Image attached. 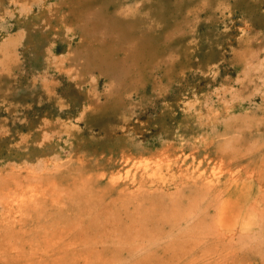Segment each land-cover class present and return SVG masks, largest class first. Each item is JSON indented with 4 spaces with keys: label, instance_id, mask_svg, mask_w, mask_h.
<instances>
[{
    "label": "rangeland",
    "instance_id": "obj_1",
    "mask_svg": "<svg viewBox=\"0 0 264 264\" xmlns=\"http://www.w3.org/2000/svg\"><path fill=\"white\" fill-rule=\"evenodd\" d=\"M25 1L27 2L25 3ZM97 6L95 8H97ZM99 7L103 11L105 22L108 24V28L103 31L106 37L110 36L108 34L115 33V30L120 27L119 25L134 24L136 27L135 32L138 34V37H143V43L146 45L150 43L151 49L149 54L145 55L143 61L135 63L133 58H126L123 52H119L118 55L109 57L98 63L90 59L88 52H90L93 46L86 37V31L90 28V25L86 23L85 26L82 22L80 23L81 18L75 15L77 10L76 6L72 5V3L67 0H0V176H2L0 177V196L2 198L6 197L8 190H10L9 186L11 181L14 178L18 177L19 183H25L24 180H27V175L25 173L33 171H40L41 173L39 172L38 175L41 174L44 177V181L56 180L58 183L61 181L59 184L63 191L75 190L74 192H65V194H68V196L66 195L64 198L66 201L56 204L57 207H55L56 205L51 199L43 200L45 202L41 201L36 205H32L34 210L37 211V214L41 217L34 213L35 211H33V207L31 206L26 212V215H29H25L26 218L24 216L25 219L21 222L23 223L20 225L21 227L15 222V218L11 217L12 213L9 211V207H6L0 202V228L4 224V229L3 227L1 228L3 231L1 232L0 230V264H73L71 257L78 258V260H76V258L73 260L74 263L76 262L75 264H86L87 258V264H91V261H94L93 264H107L108 262L109 264H114L112 261H118L119 259L121 261L123 257L127 260L123 258L126 261L122 259V262L118 261L119 264L124 262V264H143L141 261L146 262L144 264H148L150 260L151 263L149 264H160L162 261L167 262L166 264H169V262L170 264L172 262H175L172 264H176V262L178 264L181 262L182 264V260L179 261L180 258H183V263L185 261V264H206L207 262V264H213L214 261V264H221V262L222 264H264V165L261 167V164H264V148H262L264 146L261 147V144H264V0H105ZM151 24H153V27L150 26ZM189 26H191V28ZM191 38L192 40H190ZM96 48L98 54H104L108 51L107 45H97ZM159 48H162L160 54L154 55L155 51ZM10 50H12V53ZM9 51L10 53H8ZM246 52H248L247 55ZM252 52H256L257 54H252ZM249 53H251L252 57ZM2 55L3 58H5V64H2ZM11 56L14 57L12 58ZM10 58L15 60H11ZM6 59L8 62H6ZM2 69L3 72L1 71ZM67 73L69 75H67ZM9 76L11 78H8ZM92 76L94 77L93 82H91L92 79L90 80V78H93ZM228 115H231V117ZM213 116L216 119H213ZM226 116L228 118H226ZM261 116L263 118H261ZM231 126L235 128L233 129ZM255 126L258 128L256 129ZM249 130L250 133L248 132ZM238 137L243 138H240L238 141L236 140ZM241 140L244 145L241 143ZM236 141H238V143L240 142V147L244 146L245 148L241 147V149ZM210 142L211 144L209 146L208 144ZM249 142L252 143L249 144ZM253 142L257 143L254 145ZM258 143H260L262 151L259 149V146H257L259 145ZM234 145H236V147ZM231 147L232 149L235 148L232 150ZM256 147L258 148L256 149ZM228 149L230 151H228ZM245 149H247V151ZM251 149L256 151H252ZM134 150L136 152H134ZM258 150L259 152H257ZM191 151L193 152L190 153ZM231 151L232 154L230 153ZM124 153L133 155V157L136 158V163L144 164L146 163L145 159H151L152 165L150 164L148 169L144 168L140 170V172L136 171L135 167L130 168V166H122L120 163ZM253 154L254 156L252 157L251 155ZM164 155L170 158L183 156L186 162L180 163V165H174V167H172V169H174L168 172L166 162L161 163V161L157 160ZM202 157L204 159H202ZM219 158H225L227 163H230L228 166L231 168V172L233 171L232 173L223 174L222 172H217L220 171L217 169ZM81 159L84 160V163ZM108 159L112 162L110 163ZM92 160L94 163H92ZM55 161L57 164L53 163ZM75 161H78L77 163L80 165H76ZM95 161L98 162L96 163ZM82 164L84 166H82ZM163 164H165V166ZM246 164L248 165L246 166ZM69 165H71V167ZM72 166L73 171H70L72 170ZM77 166L79 167L78 169ZM53 167L56 169L54 170ZM239 167L241 168L238 169ZM20 168L22 169L20 170ZM27 168L34 170L31 171ZM118 168L119 170H116ZM251 168L253 171L249 172L252 170ZM132 169L135 171H132ZM129 170L132 171L129 179L125 178L119 184H113L114 177L117 175L126 177V173ZM158 170L160 171L158 172ZM196 170L204 171H199V173ZM254 170L256 171L255 173H253ZM91 171L93 176L89 173ZM175 171H177L176 173L178 174H176ZM8 172H11V175ZM43 172L46 174H43ZM78 173L83 175L75 177V175H79ZM87 173H89L88 179L89 176L91 178H99L101 175H105V178H99V180L92 179L91 184V178L89 179V183L88 179H86ZM256 173L259 176H257ZM231 174L232 176H230ZM6 175H8L9 179H6ZM12 175L17 177H12ZM243 176L248 177V181L246 178H243ZM74 178H78L79 183L83 178L86 179V181L84 179L81 181V187L79 183H75L77 179L75 180ZM144 178L146 179L144 180ZM231 179H233V181ZM95 180H98L97 183ZM239 181L242 182V184L239 183ZM197 182L201 183L199 184ZM72 184H76L78 188L74 185L75 188L71 187ZM98 185L102 187L99 186V188ZM65 186L66 188L71 187V189H66ZM111 186H115V189ZM173 186L175 187L173 188ZM79 187L82 191H84V189L86 190L82 192ZM119 188L120 190L118 191ZM244 188L247 189L244 190ZM203 189L205 190L204 192ZM111 191L112 194L110 195ZM117 192H119L120 198L122 196V200L120 199V201H118L119 198H116L118 196V194H116ZM169 192H171V194ZM95 193H97V196L99 194L98 198L101 197L99 199L96 198V200L98 199L97 202L95 200ZM72 195H74L73 197L75 198H72ZM78 195L81 199H78ZM199 195L202 197V201L198 200L200 198ZM192 196L195 198H191ZM112 197L114 199H111L113 204H111L112 202L110 200ZM260 197L262 200H259ZM2 198H0V201ZM86 198H88L87 201L85 200ZM104 198H106V200H104ZM208 198L210 201L213 200L210 202L212 204L209 203ZM73 199H76L77 202ZM89 199L91 204L88 203ZM156 199L159 202H156ZM173 199H177L176 202ZM67 200L68 202H73L74 207H71L70 205H72V203L69 202V204ZM182 200L184 203H182ZM253 200L256 201H254V205ZM80 201H86L87 203L82 202V204H80ZM114 201H117V204L120 206ZM153 201L155 203H153ZM196 201H198V204ZM120 202L122 203L120 204ZM149 202L151 203L149 204ZM83 203H85V206ZM104 203H107V205L105 206ZM128 203H130V205ZM62 204L64 205L63 207ZM89 204L91 206L93 204V207L89 206ZM103 204L106 208L102 206ZM154 204H156V206ZM123 205L124 207H122ZM42 206L44 207L43 210H41V208H43ZM60 206L63 209L60 208ZM110 206H114L113 209L118 214H116L113 209L110 210ZM115 206L120 207L122 213H119L118 211L120 210ZM201 206L204 207L202 208ZM35 207L38 208V210H36ZM76 207L80 208L76 209ZM101 207L102 214L105 209L106 214L111 215V217L108 215V218L107 215L105 216V213L103 214L105 222H109L110 220H113V222H107L108 224L103 222L102 214H99V208ZM144 208L148 211H145L146 209ZM152 208L153 210L151 211ZM193 208L197 209L194 210ZM200 208H202V210H199ZM219 208H221L220 213L223 214L222 216L218 213ZM58 209H60V211ZM84 209L85 212H82ZM95 209L99 212L96 213ZM188 209L193 212V215ZM40 210L43 214L39 212ZM44 210H46L45 212L47 213H45ZM154 210L158 215L154 213ZM159 210L161 211L160 214ZM185 210H188V213ZM207 210H209L208 213L206 212ZM253 210L256 211V214L251 212ZM127 211L128 213H125ZM197 211H199V213L202 212L199 214ZM258 211L261 214L258 213ZM53 212H56V216L53 215L55 214ZM86 212L87 214L85 216L84 213ZM182 212L184 213L182 214ZM196 212L198 216H196ZM250 212L252 214H250ZM137 213L138 215H136ZM142 213H144V215ZM66 214H68V216ZM145 214L148 218H146ZM152 214L156 215L154 217L155 219L152 218ZM179 214H181V216ZM245 214L247 216H245ZM57 215L62 216L59 218ZM149 215L152 216L149 217ZM70 216L76 219H72ZM98 216H101L102 219ZM119 216L124 217L119 220ZM164 216H167V218L165 217V222ZM192 216H194V219ZM201 216H210L211 218L206 219ZM64 217H66V219ZM88 217H91L89 221H87ZM114 217H116V220ZM128 217L131 221L128 220ZM156 217H158L159 220L156 219ZM170 217L173 218L171 219ZM237 217L240 218L238 219ZM50 218L52 220H50ZM68 218L70 219L67 220ZM85 218L87 219L85 220ZM11 219L12 221H9ZM43 219L45 221H43ZM53 219L55 220L51 223ZM58 219L60 220L58 221ZM95 220L96 225L94 226ZM97 220L100 222L102 221L101 223L106 227L104 228L101 224L98 225L99 223H97ZM205 220L210 221L206 222ZM65 221L66 223H64ZM76 221L79 226L76 225L77 223H74ZM116 221L119 222L120 225ZM155 221H159L158 224L157 222L155 223ZM216 221L218 222L216 223ZM57 222L61 223L59 224ZM123 222L125 223L122 224ZM178 222H180V226H178ZM183 222L185 224L187 222L188 225H184ZM211 222L213 223L209 226ZM233 222L236 227L233 226ZM49 223L51 225H49ZM54 223H56L57 228L52 225ZM113 223L116 225V229H114L115 226L112 228ZM135 223H138L139 226L137 227ZM147 223H149L148 226H146ZM207 223L209 229L211 230L212 228L211 231L215 237L211 234L208 236ZM39 224L42 226H39ZM105 224L108 225L110 230L113 229L114 231L107 230L108 228ZM109 224H111V226ZM150 224H152L151 226L154 224V226L150 228ZM159 224L163 226L160 228ZM213 224H216V226ZM226 225H229V227ZM96 226L97 229L103 230L104 232L100 230L95 231L94 229H96ZM218 226L219 228H217ZM9 227H12L10 231H8ZM79 227L82 229L81 231ZM221 227H224V229ZM153 228L155 231L151 230ZM54 229L55 231H53ZM168 229L170 230L168 231ZM176 229L177 231H174ZM235 229L236 231H234ZM71 230L77 235L73 232L72 234L70 232ZM75 230H79V232ZM119 230L121 231L119 232ZM219 230L222 234H220ZM5 231L8 232L6 233ZM47 231H52V233H47ZM62 231H64V233H62ZM68 231L74 237L70 236ZM91 231L95 234L91 233ZM106 231L109 235H106ZM226 231H230L228 232L229 234ZM26 232H28V234ZM41 232L42 234H40ZM86 232L90 238H96V240L90 241V238L88 240ZM98 232L99 235L97 234ZM11 233L12 236H10ZM102 233L106 236L105 239H103ZM116 233H118L117 236ZM144 234L147 236H144ZM201 234H203V236H201ZM67 235L69 236L67 237ZM174 235L177 236V239ZM165 236H169V239ZM212 236L213 238H209ZM225 236L226 239L224 238ZM237 236L239 239H237ZM43 237H45V240H42L44 239ZM156 237H159V239L157 238V240H155ZM191 237H193V239H191ZM195 237L197 239H194ZM228 237L231 239H227ZM232 237L236 238L232 240ZM54 238L56 239L54 240ZM123 238H125V240H123ZM144 238L145 240H143ZM200 238H209L211 241H206L205 239L201 241ZM218 238L221 243L223 241L222 244L217 241ZM81 239H84L86 242L89 241L90 243H84L83 240L80 241ZM108 239L110 245L116 244L117 241V243H119L118 246L117 244L111 247L108 246V250V243L106 242ZM160 239H163L162 242ZM198 239L200 241H198ZM229 240H231L232 243H230ZM46 241L50 246L45 245L47 244ZM51 241H54L53 243L55 244H51ZM95 241H98V243H95L98 245L97 247H92L96 246L94 243L93 245L91 243ZM135 241L136 243H134ZM141 241L144 242L145 245L144 243H139ZM209 241L212 243L210 244ZM80 242L83 245L85 244V246L87 245L86 247L88 248L82 247L83 245ZM157 242H159V244H157ZM214 242L217 250L214 248L215 245L213 246ZM33 243L35 244L33 245ZM36 243L39 246L36 245ZM153 243L155 246L152 245L151 247V245H148ZM188 243L193 245H189ZM203 243L205 244L202 245ZM71 244H76V246L73 245L75 249L72 248L73 246ZM99 244L102 245L103 248L106 245V248L101 249ZM122 244L124 247H122ZM69 245H71V248H67ZM188 245L191 246V248H189ZM78 246L79 248H77ZM157 246H159V248H156L158 251L154 248ZM163 246L168 251L165 252L166 249L163 248ZM193 246L196 247L194 248ZM207 246H210V248L213 247L212 249H214L217 254L220 251L218 256L214 250L212 252V249L208 250ZM11 247L20 250V252L17 255L9 252L8 250H10L9 248ZM81 247L82 249L85 248L83 250L89 251L83 252V250L80 249ZM125 247H128L127 250ZM201 247H203L202 250ZM96 248H98L99 251H96L98 250ZM119 248H123V252L122 249ZM144 248H149L148 251L151 250L152 252L149 251V254ZM219 248L221 250H219ZM140 249L143 250L140 251ZM159 249L164 256L161 255L162 253ZM101 250L105 251L103 252ZM124 250H126L127 253ZM129 250L132 252L136 250V253L133 252L136 256L132 255L133 253ZM43 251L44 255L41 253ZM119 251L122 252V254H120L122 255L121 258H119ZM137 251L140 253L137 254ZM153 251L160 253L155 255ZM197 251H200V253ZM56 252L58 253L56 254ZM77 252L81 255L77 254ZM87 252L90 253L89 256H87ZM97 252L99 255H97ZM107 252L111 253V255ZM169 252H171V254ZM114 253L119 257L114 256ZM168 253L170 255L174 254V256L172 257L169 255L170 257H166ZM194 253L196 255H194ZM65 254L67 255L65 256ZM184 254L190 255V259L186 260L188 256ZM139 255L144 256L138 257ZM148 255H150L149 258L151 257L152 259H149ZM198 255H200L198 257L199 259L197 258ZM209 255L212 257L210 258ZM57 256L60 257L58 258ZM64 256L69 258L67 259ZM111 257L114 258L111 259ZM163 257L165 258L163 259ZM26 258L27 260H25ZM62 258L65 263L61 262ZM64 258L66 260H64ZM136 258H138V260ZM146 258L149 259V261H147ZM97 259L98 262L96 261ZM110 259L111 261H109ZM155 260L161 262L158 261L155 263ZM209 261L212 263H209ZM118 262L115 264H118Z\"/></svg>",
    "mask_w": 264,
    "mask_h": 264
},
{
    "label": "bare ground",
    "instance_id": "obj_2",
    "mask_svg": "<svg viewBox=\"0 0 264 264\" xmlns=\"http://www.w3.org/2000/svg\"><path fill=\"white\" fill-rule=\"evenodd\" d=\"M12 1V0H11ZM15 1V0H14ZM67 1H69L70 3H72V5H75L76 6V12H75V15H77L78 17H80L81 18V20H80V23L82 22L83 23V25H85L86 26V23L87 24H89L90 25V28H88V30L86 31V37H87V39H88V41L90 42V44H92V49L90 50V52H88L89 54V58L90 59H92L93 61H95V62H101L102 60L104 61L105 59H107V58H109V57H114V56H116V55H118V53L119 52H123V54H124V56L126 57V58H130V59H134L135 60V63H139V62H141V61H143L144 60V58H145V55H147V54H149V51H150V43L149 44H144L143 43V37L142 36H140V37H138V34L135 32V29H136V27H135V25L134 24H122V25H119L120 27L118 28V29H116L115 30V33H113V34H108V35H110L109 37H106L105 35V33L103 32L104 30H106L107 28H108V24L105 22V19L103 18V11L100 9V5H102L103 4V2L105 1V0H67ZM135 1V0H134ZM18 2V1H17ZM27 1H25V3H26ZM24 3V2H23ZM23 3H21V4H23ZM36 3V2H35ZM136 3V2H135ZM20 4V3H19ZM98 4H100V5H98ZM196 4V3H195ZM25 5V4H24ZM27 5V4H26ZM98 5V6H97ZM97 6V8H95ZM198 6V5H197ZM224 6V5H223ZM137 7V6H136ZM226 7V6H225ZM228 7V6H227ZM135 8V7H134ZM185 8V7H184ZM124 9V8H123ZM198 9V8H197ZM227 9V8H226ZM225 9V10H226ZM186 10V9H185ZM186 12V11H185ZM50 13V12H49ZM121 13H122V11H121ZM51 14V13H50ZM195 15H197V14H195ZM187 16V15H186ZM64 17V16H63ZM62 19V18H61ZM190 24V23H189ZM151 27H153V24H151L150 25ZM192 26V25H191ZM191 26H189L190 28H191ZM68 27V26H67ZM69 28V27H68ZM149 29H151V28H149ZM195 30V29H194ZM193 37V36H192ZM80 38V37H79ZM190 40H192V38L190 39ZM194 40V39H193ZM245 41V40H244ZM191 42V41H190ZM250 42V41H249ZM97 45H107L108 46V51L107 52H105L104 54H98V52H97V48H96V46ZM118 45H119V47H118ZM88 47H89V45H88ZM152 47V46H151ZM241 47V46H240ZM247 49V48H246ZM250 49V48H249ZM161 50H162V48H159V49H157V51H155V53H154V55H159L160 54V52H161ZM11 51V53H12V50H10ZM10 51L8 52V53H10ZM254 51V50H253ZM242 52V51H241ZM7 53V52H6ZM244 53V52H243ZM247 53L248 52H246V55H247ZM253 53H256V52H252V54ZM70 54H72V53H70ZM250 55H251V53H249ZM257 54V53H256ZM9 55V54H8ZM249 55V56H250ZM255 55V54H254ZM243 56V55H242ZM248 56V57H249ZM4 57H6V56H4ZM12 57V56H11ZM14 57V56H13ZM12 57V58H13ZM251 57H252V55H251ZM256 57V56H255ZM246 58V57H245ZM244 58V59H245ZM1 59V58H0ZM4 59L5 58H3V55H2V64L5 62L4 61ZM11 59V58H10ZM9 59V60H10ZM62 59V58H61ZM11 60H15V59H11ZM11 60L9 61L10 63H11ZM172 60V59H171ZM256 61V60H255ZM6 62H8L7 61V59H6ZM253 63H254V61H253ZM5 64V63H4ZM252 64V63H251ZM62 65V64H61ZM255 65V64H254ZM1 66V65H0ZM3 66V65H2ZM5 66V65H4ZM55 66V65H54ZM256 66H257V63H256ZM6 67V66H5ZM2 68V67H1ZM6 68H8V67H6ZM4 69V68H3ZM3 69L1 70L2 72H3ZM61 69V68H60ZM71 69H73V68H71ZM69 70V69H68ZM257 70V69H256ZM5 71H6V69H5ZM258 72V71H257ZM5 73V72H4ZM70 73V72H69ZM10 74V73H9ZM8 74V75H9ZM11 75V74H10ZM67 75H69L68 73H67ZM66 75V76H67ZM74 76V75H73ZM75 77V76H74ZM93 77V76H92ZM102 77V76H101ZM159 77V76H158ZM8 78H11L10 76L8 77ZM71 78V77H70ZM69 78V79H70ZM254 78V77H253ZM72 79V78H71ZM92 79V80H91ZM93 79H94V77L93 78H90V80H91V82H93ZM89 80V81H90ZM95 82H96V79H95ZM248 82V81H247ZM86 83V82H85ZM252 84V83H251ZM82 85V84H81ZM84 85V84H83ZM253 85V84H252ZM250 86V85H249ZM243 92V91H242ZM248 94V93H247ZM229 96H230V94H229ZM130 97V96H129ZM99 101V100H98ZM242 105V104H241ZM229 110V109H228ZM249 110V109H248ZM227 111V110H226ZM227 112H229V111H227ZM215 113H217V112H215ZM227 114V113H226ZM215 115H217V114H215ZM228 116H230L231 117V115H228ZM213 119H216V118H214V116L212 117ZM223 118H224V116H223ZM226 118H228L227 116H226ZM225 118V119H226ZM261 118H263L262 116H261ZM230 119V118H229ZM212 120V119H211ZM220 120V119H219ZM259 120V119H258ZM257 120V121H258ZM221 122V121H220ZM262 122V121H261ZM255 123V122H254ZM211 124V123H210ZM256 124V123H255ZM259 124H260V121H259ZM235 125V124H234ZM257 125V124H256ZM214 126H215V124H214ZM259 126V125H258ZM231 127H233V126H231ZM240 127V126H239ZM254 127V126H253ZM256 127V129L258 128L257 126H255ZM216 128V127H215ZM235 127H233V129H234ZM241 129V128H240ZM248 130V129H247ZM238 131V130H237ZM239 132V131H238ZM241 132H242V130H241ZM249 133H250V130L248 131ZM257 132H258V130H257ZM261 132V131H260ZM264 132V131H263ZM262 132V133H263ZM243 133V132H242ZM254 133V132H253ZM44 134H46V133H44ZM54 134H55V132H54ZM251 134H252V130H251ZM222 135V134H221ZM230 135V134H229ZM246 135V134H245ZM250 135V134H249ZM49 136V135H48ZM238 136V135H237ZM240 136V135H239ZM221 137V136H220ZM44 138H46V137H44ZM241 138V137H240ZM239 137H238V139H236V140H238L239 141V139H240ZM243 138V137H242ZM241 138V139H242ZM235 139V138H234ZM247 139V138H246ZM248 139H249V136H248ZM44 140V139H43ZM215 141V140H214ZM223 141V140H222ZM238 141H236L237 143H238ZM242 141V140H241ZM249 141V140H248ZM247 141V142H248ZM251 141V140H250ZM246 142V141H245ZM42 143V142H41ZM240 143V142H239ZM237 144L238 146L240 145V144ZM243 145H244V143H243V141L241 142ZM252 142H249V144H251ZM254 143V142H253ZM255 143H257V142H255ZM255 143H254V145H255ZM210 144H211V142L208 144L209 146H210ZM220 144V143H219ZM235 144V143H234ZM259 145H257V146H259V149L261 150L262 148H264V147H262V146H264V144H261V147H260V143H258ZM213 145V144H212ZM253 145V146H254ZM49 146V145H48ZM208 146V147H209ZM228 146V145H227ZM227 146H225L226 148H228ZM230 146H232V145H230ZM235 147H236V145H234ZM247 146V145H246ZM251 146V145H250ZM183 147V146H182ZM185 147V146H184ZM214 147H216V146H214ZM234 147V148H235ZM240 147V146H239ZM242 148L244 147V146H241ZM240 147V148H241ZM51 148V147H50ZM55 148V147H54ZM166 148V147H165ZM233 148V149H234ZM241 148V149H242ZM245 148V147H244ZM246 148H248V147H246ZM250 148V147H249ZM251 148H252V146H251ZM258 147H256V149H257ZM57 149V148H56ZM168 149V148H167ZM231 149H232V147H231ZM232 149V150H233ZM239 149V148H238ZM54 150V149H53ZM215 150V149H214ZM219 150H220V148H219ZM222 150H223V148H222ZM246 151H247V149H245ZM252 150V149H251ZM264 150V149H263ZM142 151V150H141ZM161 151V150H160ZM159 151V152H160ZM194 151H196V150H194ZM208 151V150H207ZM224 152H225V150H223ZM228 151H230L229 149H228ZM235 151V150H234ZM236 151H238V150H236ZM241 151V150H240ZM239 151V152H240ZM250 151V150H249ZM252 151H256V150H252ZM262 151V150H261ZM134 152H136L135 150H134ZM159 152H158V154H159ZM162 152V151H161ZM189 152V151H188ZM193 151H191L190 153H192ZM238 152V153H239ZM242 152V151H241ZM257 152H259V150L257 151ZM50 153H52V152H50ZM60 153V152H59ZM143 153V152H142ZM173 153V152H172ZM216 153V152H215ZM220 153H221V151H220ZM231 154H232V151L230 152ZM233 153H235V152H233ZM252 153V152H251ZM254 153V152H253ZM80 154V153H79ZM84 154H85V152H84ZM113 154V153H112ZM120 154H122V153H120ZM138 154H139V152H138ZM199 154V153H198ZM197 154V155H198ZM224 154V153H223ZM248 154V153H247ZM81 155H82V153H81ZM104 155H106V154H104ZM111 155V154H110ZM157 155V154H156ZM169 155H170V153H169ZM168 155V156H169ZM184 155V154H183ZM186 155V154H185ZM260 155V154H259ZM59 156V155H58ZM94 156V155H93ZM92 156V157H93ZM159 156V155H158ZM158 156H156V157H158ZM176 156V155H175ZM188 156H189V154H188ZM190 156H191V154H190ZM192 156H194V155H192ZM199 156V155H198ZM248 156H249V154H248ZM252 157L254 156V154L253 155H251ZM77 157V156H76ZM79 157V156H78ZM117 157V156H116ZM121 157H122V155H121ZM139 157H141V156H139ZM152 157V156H151ZM150 157V158H151ZM240 157V156H239ZM36 158V157H35ZM58 158V157H57ZM84 158V157H83ZM101 158V157H100ZM146 158V157H145ZM152 158H154V157H152ZM210 158V157H209ZM248 158V157H247ZM67 159V158H66ZM74 159V158H73ZM72 159V160H73ZM118 159V158H117ZM138 159V158H137ZM197 159H198V157H197ZM202 159H204L203 157H202ZM29 160V159H28ZM69 160V159H68ZM82 160V159H81ZM114 160V159H113ZM135 160H136V158L135 157H133V155H131V154H126V153H124V155H123V157H122V161H121V165L122 166H130V168L131 167H135L136 169V171H138V172H140V170H142V169H148L149 167H150V164H151V159H145L146 160V163H136L135 162ZM157 160H159V161H161V163H163V162H166V166H167V169H168V172L169 171H171V170H173L172 169V167H174V165H180V163H183V162H186L185 161V158H183V156H179V157H176V158H170V157H166L165 155L163 156V157H160V158H158ZM191 160V159H190ZM196 160V159H195ZM59 161V160H58ZM66 161V160H65ZM79 161V160H78ZM77 161V162H78ZM83 161V163H84V160H82ZM108 161H109V159H108ZM120 161V160H119ZM202 161V160H201ZM229 161H231V160H229ZM45 162V161H44ZM44 162H43V164H44ZM68 162V161H67ZM76 162V161H75ZM76 162V165L77 164H79V163H77ZM96 163L98 162V161H95ZM101 162V161H100ZM110 162V161H109ZM112 162V161H111ZM110 162V163H111ZM115 162V161H114ZM141 162V161H140ZM142 162H144V161H142ZM197 162V161H196ZM263 162V161H262ZM262 162H260V163H262ZM39 164H41L40 162H38ZM53 163H55V164H57L56 163V161L55 162H53ZM64 163V162H63ZM92 163H94L93 162V160H92ZM108 163V162H107ZM109 163V164H110ZM191 163V162H190ZM216 163V162H215ZM60 164V163H59ZM58 164V165H59ZM142 164H143V166H142ZM154 164V163H153ZM185 164V163H184ZM228 164H230V163H227V161H226V159L225 158H219V161H218V163H217V166H218V168L217 169H219L220 171H217V172H222L223 174L224 173H232L231 172V168H229V166H228ZM239 164V163H238ZM237 164V165H238ZM46 165V164H45ZM52 165H54V164H52ZM62 165V164H61ZM65 165V164H64ZM63 165V166H64ZM76 165H74V166H76ZM80 165V164H79ZM117 165V164H116ZM132 165V166H131ZM152 165V164H151ZM155 165V164H154ZM161 165V164H160ZM164 166H165V164H163ZM196 165V164H195ZM203 165V164H202ZM207 165V164H206ZM248 164H246V166H247ZM264 164L262 163L261 164V167L263 166ZM29 166V165H28ZM39 166H41V165H39ZM57 166V165H56ZM70 167H71V165H69ZM68 166V167H69ZM82 166H84L83 164H82ZM111 166V165H110ZM185 166V165H184ZM241 166V165H240ZM243 166V165H242ZM8 167H10V166H8ZM13 167H14V165H13ZM35 167V166H34ZM65 167H67V166H65ZM106 167H108V166H106ZM105 167V168H106ZM153 167V166H152ZM162 167V166H161ZM176 167V166H175ZM232 167V166H231ZM235 167V166H234ZM41 168V167H40ZM46 168V167H45ZM54 168V170L56 169L55 167H53ZM52 168V169H53ZM60 168V167H59ZM61 168H62V166H61ZM79 167L77 166V169H78ZM81 168V167H80ZM123 168V167H122ZM163 168V167H162ZM207 168V167H206ZM241 167H239L238 169H240ZM4 169V168H3ZM12 169V168H11ZM22 168H20V170H21ZM28 169V168H27ZM42 169V168H41ZM40 169V170H41ZM72 170H70V171H73V166H72V168H71ZM76 169V170H77ZM114 169V168H113ZM153 169V168H152ZM164 169V168H163ZM198 169H199V167H198ZM205 169V168H204ZM211 169V168H210ZM252 169V168H251ZM260 169V168H259ZM9 170V169H8ZM15 170V169H14ZM24 170V169H23ZM28 170H31V168L30 169H28ZM32 170H34V169H32ZM31 170V171H32ZM42 170H44V169H42ZM41 170V171H42ZM49 170V169H48ZM53 170V171H54ZM57 170H58V168H57ZM56 170V171H57ZM75 170V169H74ZM82 170V169H81ZM90 170V169H89ZM89 170H87V171H89ZM93 170V169H92ZM95 170V169H94ZM116 170H119V168L118 169H116ZM134 169H132V171H133ZM134 170V171H135ZM249 170V169H248ZM258 170V169H257ZM5 171V170H4ZM25 171V170H24ZM27 171V170H26ZM50 171V170H49ZM56 171H55V173H56ZM84 171V170H83ZM86 171V170H85ZM101 171H103V170H101ZM101 171H99V172H101ZM113 171V170H112ZM132 171L131 170H129L127 173H126V177H124L123 175H117L116 177H114V179H113V184L114 185H117V184H119L121 181H123L125 178H130V176H131V173H132ZM155 171V170H154ZM160 170H158V172H159ZM165 171V170H164ZM184 171V170H183ZM192 171V170H191ZM197 171V170H196ZM199 171H204V170H199ZM199 171H197V172H199ZM206 171V170H205ZM239 171V170H238ZM237 171V172H238ZM251 171H253V169L252 170H250L249 172H251ZM263 171V170H262ZM18 172V171H17ZM40 171H33V172H28V173H25L26 175H27V177H26V179L27 180H24L25 181V183L23 182V183H19V180L17 179L18 177V174H17V176H13L12 175V177H17V178H14L12 181H11V184H10V186H9V188H10V190H8V194L6 195V197L5 198H2L1 196H0V198H2V200L0 201L1 203H3L6 207H9V211H11V213H12V215H11V217L12 218H15V222L16 223H18L19 224V226L20 225H22L23 223H21L25 218H26V216L27 215H29V214H27L26 215V212L29 210V208L32 206V205H36V204H38L39 202H45V201H43V200H47V199H51L52 200V202L56 205V204H59V203H61L62 201H66V199L64 200V198H65V196L67 195L68 196V194H65V192L66 191H63V189H61V186H60V182L58 183L56 180L55 181H49V180H46V181H44L43 180V176L40 174V175H38V173H39ZM59 172V171H58ZM96 172H98V171H96ZM96 172H94V173H96ZM111 172V171H110ZM150 172V171H149ZM157 172V173H158ZM177 171H175V173H176ZM185 172V171H184ZM195 172V171H194ZM256 171L254 170V172L253 173H255ZM261 172V171H260ZM7 173V172H6ZM9 174L11 173V172H8ZM15 173H16V171H15ZM21 173V172H20ZM41 173V172H40ZM54 173V174H55ZM69 173V172H68ZM81 173V172H80ZM89 173H91L92 174V171L91 172H89ZM89 173H87V176H86V179H88L87 177H88V174ZM113 173V172H112ZM156 173V174H157ZM200 173V172H199ZM204 173V172H203ZM208 173V172H207ZM248 173V172H247ZM262 173V172H261ZM13 174V173H12ZM43 174H46V173H44L43 172ZM49 174H50V172H49ZM57 174V173H56ZM79 174V173H78ZM85 174V173H84ZM104 174H105V172H104ZM119 174V173H118ZM121 174V173H120ZM123 174V173H122ZM140 174V173H139ZM143 174V173H142ZM147 174V173H146ZM176 174H178V173H176ZM209 174V173H208ZM217 174V173H216ZM222 174V175H223ZM236 174V173H235ZM244 174H245V172H244ZM251 174V173H250ZM249 174V175H250ZM259 174V173H258ZM2 175V174H1ZM3 175H5V174H3ZM11 175V174H10ZM22 175V174H21ZM72 175V174H71ZM81 175H83V174H81ZM80 174L79 175H75V177H79V176H81ZM86 175V174H85ZM110 175H111V173H110ZM125 175V174H124ZM145 175V174H144ZM185 175V174H184ZM187 175V174H186ZM195 175V174H194ZM205 175V174H204ZM210 175V174H209ZM256 175H257V173H256ZM7 176V178L6 179H9L8 178V175H6ZM19 176H20V174H19ZM73 176H74V174H73ZM92 176H93V174H92ZM99 176V175H98ZM109 176V175H108ZM112 176H113V174H112ZM182 176V175H181ZM230 176H232V174L230 175ZM229 176V177H230ZM237 176V175H236ZM247 176V175H246ZM246 176H243V178H248V177H246ZM257 176H259V175H257ZM260 176H261V174H260ZM0 177H2V176H0ZM23 177V176H22ZM50 177H51V175H50ZM83 177H85V176H83ZM95 177V176H94ZM96 177H97V174H96ZM183 177V176H182ZM193 177V176H192ZM207 177V176H206ZM223 177V176H222ZM242 177V176H241ZM240 177V178H241ZM252 177V176H251ZM250 177V178H251ZM11 178V177H10ZM91 177L89 176V179H90ZM100 179H104L105 178V175H101L100 177H99ZM99 178H91L90 180H91V184H92V179H98L99 180ZM136 178V177H135ZM212 178V177H211ZM232 178H234V179H236L235 177H232ZM239 178V177H238ZM253 178V177H252ZM258 178V177H257ZM5 179V178H4ZM55 179V178H54ZM75 180L77 179V182H75V183H79V180H78V178H74ZM81 179V178H80ZM84 179V178H83ZM83 179H81V181L83 180ZM86 179H84L85 181H86ZM88 179V183L90 182V180ZM142 179V178H141ZM146 178H144V180H145ZM153 179V178H152ZM180 179V178H179ZM178 179V180H179ZM184 179V178H183ZM194 179V178H193ZM225 179V178H224ZM223 179V180H224ZM246 179H245V181H246ZM259 179H260V177H259ZM63 180V179H62ZM97 180V181H98ZM131 180V179H130ZM170 180H172V179H170ZM169 180V181H170ZM232 181H233V179H231ZM242 180V179H241ZM1 181L3 182V180L1 179ZM4 181H8V180H4ZM20 181H21V178H20ZM81 181H80V183H79V185L81 184ZM96 181V180H95ZM97 181H96V183H97ZM107 181V180H106ZM112 181V180H111ZM138 181V180H137ZM149 181V180H148ZM182 181H184V180H182ZM204 181V180H203ZM202 181V182H203ZM247 181H248V179H247ZM258 181V180H257ZM261 181V180H260ZM1 182V183H2ZM74 182V181H73ZM84 182V181H83ZM82 182V183H83ZM108 182V181H107ZM126 182V181H125ZM128 182H130V181H128ZM172 182V181H171ZM176 182H177V180H176ZM187 182V181H186ZM231 182V181H230ZM229 182V183H230ZM251 182H252V180H251ZM254 182H255V180H254ZM262 182H263V180H262ZM88 183H87V185H88ZM123 183V182H122ZM127 183V182H126ZM138 183V182H137ZM140 183H141V181H140ZM139 183V184H140ZM150 183V182H149ZM179 183V182H178ZM189 183H190V181H189ZM192 183V182H191ZM197 183H199V182H197ZM201 183V182H200ZM199 183V184H200ZM236 183H237V180H236ZM239 183H241L242 184V182H240L239 181ZM239 183H238V185H239ZM259 183V182H258ZM68 184V183H67ZM93 184H94V182H93ZM133 184V183H132ZM145 184H147V183H145ZM172 184V183H171ZM170 184V185H171ZM198 184V185H199ZM235 184V183H234ZM244 184V183H243ZM249 184V183H248ZM69 185V184H68ZM77 187L76 186V184H72V186L71 187ZM86 185V184H85ZM84 185V186H85ZM143 185V184H142ZM169 185V186H170ZM183 185V184H182ZM229 185V184H228ZM81 186V185H80ZM89 186V185H88ZM100 185H98V187H99ZM108 186V185H107ZM113 186V185H112ZM111 186V187H112ZM131 186V185H130ZM129 186V187H130ZM155 186V185H154ZM165 186H167V185H165ZM222 186V185H221ZM220 186V187H221ZM249 186V185H248ZM247 186V187H248ZM71 187H67L68 189L70 188L71 189ZM74 187V188H75ZM82 187V186H81ZM87 187V186H86ZM93 187V186H92ZM91 187V188H92ZM100 187H102V186H100ZM99 187V188H100ZM115 187V186H114ZM114 187H112L113 189H115ZM136 187V186H135ZM148 187H150V186H148ZM157 187V186H156ZM175 186H173V188H174ZM185 187H186V185H185ZM7 188V187H6ZM65 188H66V186H65ZM66 188V189H67ZM78 188V187H77ZM77 188H76V190H77ZM90 188V187H89ZM94 188V187H93ZM106 188H108V187H106ZM109 188H110V186H109ZM133 188V187H132ZM146 188H147V186H146ZM166 188H168V187H166ZM218 188V187H217ZM228 188V187H227ZM237 188V187H236ZM240 188H241V186H240ZM249 188V187H248ZM65 189V190H66ZM79 189H81L80 187H79ZM96 189V188H95ZM102 189H104V188H102ZM101 189V190H102ZM111 189V188H110ZM123 189V188H122ZM153 189V188H152ZM159 189V188H158ZM162 189V188H161ZM169 189V188H168ZM193 189H195V188H193ZM214 189V188H213ZM216 189V188H215ZM221 189V188H220ZM239 189V188H238ZM247 189V188H246ZM245 188H244V190H246ZM2 190V189H1ZM86 189H84V191H85ZM93 190V189H92ZM108 190V189H107ZM120 190V188L118 189V191ZM125 190V189H124ZM129 190H131V189H129ZM149 190V189H148ZM174 190V189H173ZM186 190V189H185ZM230 190V189H229ZM260 190V189H259ZM68 191H70V190H67V192ZM75 190H71L70 192H74ZM81 191H82V189H81ZM84 191H82V192H84ZM96 191V190H95ZM128 191V190H127ZM126 191V192H127ZM175 191H176V189H175ZM205 190L203 189V192H204ZM213 191V190H212ZM215 191H217V190H215ZM218 191H219V189H218ZM249 191V190H248ZM66 192V193H67ZM91 192V191H90ZM100 192V191H99ZM125 192V191H124ZM148 192V191H147ZM167 192H168V190H167ZM174 192V191H173ZM183 192H184V190H183ZM206 192H208V191H206ZM205 192V193H206ZM214 192V191H213ZM221 192V191H220ZM69 193V192H68ZM80 193V192H79ZM92 193V192H91ZM98 193V192H97ZM97 193H95L96 194V196H97ZM104 193V192H103ZM103 193H102V195H103ZM119 192H117L116 194H118ZM127 193H130V192H127ZM137 193V192H136ZM142 193H143V191H142ZM141 193V194H142ZM170 194H171V192H169ZM219 193V192H218ZM71 194V193H70ZM83 194V193H82ZM105 194V193H104ZM112 194V191L110 192V195ZM121 194V193H120ZM180 194V193H179ZM203 194V193H202ZM261 194H263V193H261ZM89 195V194H88ZM93 195V194H92ZM109 195V196H110ZM129 195V194H128ZM136 195V194H135ZM150 195V194H149ZM153 195V194H152ZM204 195V194H203ZM213 195V194H212ZM74 195H72V198H75V197H73ZM79 196V195H78ZM83 196V195H82ZM95 196V200H96V198H98V196H99V194H98V196L96 197ZM105 196V195H104ZM172 196H173V193H172ZM181 196V195H180ZM196 196V195H195ZM215 196H216V194H215ZM4 197V196H3ZM80 197V196H79ZM78 197V199H81V197L79 198ZM88 197V196H87ZM107 197V196H106ZM153 197V196H152ZM199 197H200V195H199ZM198 197V198H199ZM262 197V196H261ZM261 197L259 198V200L261 199ZM67 198V197H66ZM91 198V197H90ZM94 198V197H93ZM99 198H101V197H99ZM98 198V199H99ZM117 199L119 198V200L118 201H120V199L122 198V196H121V198H120V195L118 194V196L116 197ZM139 198H141V197H139ZM184 198V197H183ZM191 198H195V197H191ZM198 198H196V199H198ZM202 197H200L198 200H203V199H201ZM206 198V197H205ZM211 198V197H210ZM254 198V197H253ZM83 199V198H82ZM87 199L88 198H86L85 200L87 201ZM97 199V200H98ZM111 199H113V197L112 198H110V200ZM188 199V198H187ZM215 199V198H214ZM69 200H70V198H69ZM73 200H75V202H77L76 201V199H73ZM91 200H92V198H91ZM97 200H96V202H97ZM104 200H106V198H104ZM103 200V201H104ZM114 200V199H113ZM122 200V199H121ZM135 200H137V199H135ZM150 200V199H149ZM173 200H175V199H173ZM172 200V202L174 203V201ZM177 200V199H176ZM176 200H175V202H176ZM189 200V199H188ZM194 200V199H193ZM262 200V199H261ZM71 201V200H70ZM69 201V202H70ZM86 201H82V202H85V203H87ZM90 201V199L88 200V203H90L89 202ZM94 201V200H93ZM206 201V200H205ZM208 201H209V203L210 202H212L213 200H211L210 201V199L208 198ZM249 201V200H248ZM255 200H253V205H254V203L256 202H254ZM67 202H68V200H67ZM67 202H66V205H67ZM68 202V203H69ZM81 202V201H80ZM82 202L80 203V204H82ZM95 202V203H96ZM107 202V201H106ZM111 202H112V200H111ZM115 202V201H114ZM137 202V201H136ZM152 202V201H151ZM151 202H149V204L151 203ZM156 202H159V201H157V199H156ZM187 202V201H186ZM194 202H195V200H194ZM197 202V204H198V201H196ZM262 202V201H261ZM51 203V202H50ZM52 203V204H53ZM70 203H72V205H70L71 207L73 206L74 207V205H73V202H70ZM69 203V204H70ZM85 203H83L84 204V206H85ZM103 203V202H102ZM101 203V204H102ZM108 203V202H107ZM107 203L105 204V206L107 205ZM116 204H117V201L115 202ZM114 203V204H115ZM122 202H120V204H121ZM153 203H155L154 201H153ZM167 203V202H166ZM165 203V204H166ZM182 203H184L183 202V200H182ZM181 203V204H182ZM193 203V202H192ZM208 203V202H207ZM249 203V202H248ZM43 204H45V203H43ZM91 204V203H90ZM89 204V206H91ZM97 204V203H96ZM100 204V205H101ZM104 204L102 205V206H104ZM111 204H113V202L111 203ZM115 204V205H116ZM129 205H130V203H128ZM196 204V205H197ZM210 204H212V203H210ZM257 204H259V203H257ZM256 204V205H257ZM262 204V203H261ZM118 205V204H117ZM129 205H127V206H129ZM145 205V204H144ZM155 206H156V204H154ZM164 205V204H163ZM172 205V204H171ZM179 205V204H178ZM183 205V204H182ZM203 205V204H202ZM206 205V204H205ZM255 205V206H256ZM260 205V204H259ZM258 205V206H259ZM52 206H54V205H52ZM64 205L62 204V207H63ZM69 206V205H68ZM78 206H79V204H78ZM83 206V205H82ZM94 206H96V205H94ZM104 206V208H106ZM118 206H120V205H118ZM153 206V205H152ZM158 206V205H157ZM161 206V205H160ZM191 206V205H190ZM251 206V205H250ZM254 206V207H255ZM33 207V206H32ZM37 207V206H36ZM35 207V208H36ZM38 207H39V205H38ZM43 207V206H42ZM46 207V206H45ZM55 207H57V205L55 206ZM61 206H60V208H62ZM70 207V208H71ZM91 207H93V204H92V206ZM98 207V206H97ZM112 207V208H111ZM113 207L114 206H110V210L111 209H113ZM116 208H118V210H120V211H118L119 213H122L121 212V208L120 207H117V206H115ZM122 207H124V205L122 206ZM137 207V206H136ZM151 207V206H150ZM163 207V206H162ZM161 207V208H162ZM172 207H174V206H172ZM189 207V206H188ZM193 207H196V206H193ZM202 207V206H201ZM204 207V206H203ZM202 207V208H203ZM209 207H211V206H209ZM222 207V206H221ZM66 208H67V206H66ZM78 208H80V207H78ZM77 207H76V209H78ZM82 208V207H81ZM142 208V207H141ZM147 208V207H146ZM146 208H144V209H146ZM161 208H159V209H161ZM187 208V207H186ZM199 208V207H198ZM202 208H200L199 210H202ZM251 208V207H250ZM256 208H257V206H256ZM261 208V207H260ZM3 209V208H2ZM44 209V207L43 208H41V210H43ZM63 209V208H62ZM86 209V208H85ZM85 209L84 210H82V212H85ZM98 209V208H97ZM101 209H102V207L101 208H99V210H100V213L99 214H102L101 213ZM129 209V208H128ZM164 209V208H163ZM166 209V208H165ZM194 210L195 209H197V208H193ZM205 209H206V207H205ZM204 209V210H205ZM210 209V208H209ZM220 209L221 208H219V212L218 213H220L221 211H220ZM243 209V208H242ZM252 209V208H251ZM254 209V208H253ZM31 210H32V208H31ZM30 210V211H31ZM36 210H38V208H36ZM41 210L39 211L41 214H43L42 212H41ZM46 210H47V207H46ZM46 210H44V212L46 211ZM49 210V209H48ZM55 210V209H54ZM59 211H60V209H58ZM64 210H65V208H64ZM71 210V209H70ZM96 210V209H95ZM109 210V211H110ZM124 210V209H123ZM126 210V209H125ZM140 210V209H139ZM153 210V208L151 209V211ZM157 210V209H156ZM162 210V209H161ZM170 210V209H169ZM189 210V209H188ZM188 210H185L186 212L188 211ZM192 210V209H191ZM225 210V209H224ZM33 211H35L34 210V207H33ZM59 211H57V212H59ZM77 211V210H76ZM76 211H74V212H76ZM90 211V210H89ZM88 211V212H89ZM113 211H114V209H113ZM116 211H117V209H116ZM128 211H130V210H128ZM128 211L127 212H125V213H128ZM132 211V210H131ZM136 211V210H135ZM142 211H143V209H142ZM145 211H148L147 209L145 210ZM150 211V212H151ZM158 211V210H157ZM190 211V210H189ZM208 211L209 210H207L206 212L208 213ZM223 211V210H222ZM72 212H73V210H72ZM78 212V211H77ZM97 212H99L98 210H96V213ZM115 212V211H114ZM185 212V213H186ZM191 212V211H190ZM198 213H199V211H197ZM196 212V213H197ZM202 212V211H201ZM200 212V213H201ZM205 212V213H206ZM252 213L254 212H256V211H251ZM250 212V214H252ZM34 213H36L37 214V211H35ZM45 213H47V212H45ZM53 213H55V214H53V215H55L56 216V212H53ZM65 213V212H64ZM90 213V212H89ZM94 213V212H93ZM105 213V216L107 215L106 214V211H105V209H104V212H103V214ZM108 213V212H107ZM110 213H111V211H110ZM113 213V212H112ZM116 213V212H115ZM149 213V212H148ZM153 213V212H152ZM154 213L156 214V215H158V213H156V211L154 210ZM161 213V211L159 210V214ZM184 212H182V214H183ZM188 213V212H187ZM195 213V212H194ZM198 213H197V215L196 216H198ZM199 213V214H200ZM206 213V214H207ZM258 213H260L259 211H258ZM264 213V212H263ZM74 214V213H73ZM77 214V213H76ZM78 214H79V212H78ZM77 214V215H78ZM85 214V216H86V214H87V212L86 213H84ZM99 214H97V215H99ZM103 214H102V217H103ZM116 214H118V213H116ZM123 214H124V211H123ZM143 215H144V213H142ZM147 214V213H146ZM146 214H145V216H146ZM151 215L152 216V218H154L156 215ZM166 214H168V213H166ZM191 214L193 215V212H191ZM221 214V216L223 215L222 213H220ZM244 214V213H243ZM246 214H248V213H246ZM245 214V216H247ZM256 214V213H255ZM261 214V213H260ZM10 215V214H9ZM26 215V216H25ZM39 214H37V216H38ZM52 215V216H53ZM67 216H68V214H66ZM65 215V216H66ZM80 215V214H79ZM89 215V214H88ZM108 215H110V214H108ZM108 215H107V217H108ZM119 215H121V214H119ZM125 215V214H124ZM136 215H138V213L136 214ZM148 215V214H147ZM180 216H181V214H179ZM215 215V214H214ZM5 216V215H4ZM24 216H25V218H24ZM36 216V217H37ZM40 216V215H39ZM45 216V215H44ZM51 216V217H52ZM57 216H59V215H57ZM62 216V215H61ZM61 216H59V218L61 217ZM64 216V215H63ZM66 216V217H67ZM73 216V215H72ZM72 216H70L72 219H76V218H74V217H72ZM116 216V215H115ZM118 216V215H117ZM150 215H149V217H151ZM163 216V215H162ZM189 216V215H188ZM216 216V215H215ZM238 216V215H237ZM253 216H257V215H253ZM253 216H251V217H253ZM8 217V216H7ZM41 217V216H40ZM49 217V216H48ZM66 217H64L65 219H66ZM75 217H76V215H75ZM96 217V216H95ZM99 218L101 217V216H98ZM102 217H101V219H102ZM106 217V218H107ZM109 217H111V215L109 216ZM108 217V218H109ZM123 217L124 216H119V220H120V218H122L123 219ZM131 217V216H130ZM160 217V216H159ZM165 217L167 218V216H164V222L166 221L165 220ZM193 217V219H194V216H192ZM201 217H204V216H201ZM201 217H199V218H201ZM211 217H212V215H211ZM210 216L209 217H204V218H206V219H208V218H211ZM214 217V216H213ZM56 218V217H55ZM58 218V217H57ZM82 218V217H81ZM81 218H79V219H81ZM115 218V220H116V217H114ZM135 218H137V217H135ZM146 218H148L147 216H146ZM151 218V219H152ZM171 218V217H170ZM173 218V217H172ZM171 218V219H172ZM191 218V217H190ZM196 218V217H195ZM198 218V219H199ZM215 218V217H214ZM213 218V219H214ZM236 218V217H235ZM238 218V217H237ZM240 218V217H239ZM238 218V219H239ZM243 218H244V215H243ZM242 218V219H243ZM254 218H256V217H254ZM10 219V218H9ZM47 219V218H46ZM70 218H68L67 220H69ZM84 219V218H83ZM87 218H85V220H86ZM91 219V217L89 218L88 217V220L87 221H89ZM112 219V218H111ZM117 219H118V217H117ZM150 219V220H151ZM155 219V218H154ZM153 219V220H154ZM156 219H158V217H156ZM168 219H169V216H168ZM192 219V218H191ZM192 219V220H193ZM213 219H210V220H213ZM219 221H221L219 218H217ZM241 219V220H242ZM31 220H33V219H31ZM50 220H52L51 218H50ZM50 220H48V221H50ZM54 220L55 219H53V221L51 222V223H53L54 222ZM60 219H58V221H59ZM62 220H63V218H62ZM84 220V221H85ZM103 220H104V217H103ZM128 220H130L131 221V219H129V217H128ZM132 220H134V219H132ZM159 220V219H158ZM163 220V219H162ZM170 220V219H169ZM177 220V219H176ZM190 220V219H189ZM209 220V221H210ZM216 220V219H215ZM2 221V220H1ZM9 221H12V219L11 220H9ZM43 221H45L44 219H43ZM43 221H42V223H43ZM73 221H75V220H73ZM84 221H83V223H84ZM106 221H107V219H106ZM110 221H112L113 222V220H110ZM110 221L108 222V223H110ZM118 221V220H117ZM116 221V222H117ZM125 221H126V219H125ZM136 221V220H135ZM145 221V220H144ZM172 221V220H171ZM173 221H174V219H173ZM178 221V220H177ZM186 221V220H185ZM203 221H204V219H203ZM206 221V220H205ZM209 221H206V222H209ZM40 222H41V220H40ZM70 222V221H69ZM95 222V224H94V226L96 225V220L94 221ZM93 222V223H94ZM102 222V221H101ZM100 221H98L97 220V223H99L98 225H102L104 228L106 227V226H104V224H102ZM104 223H107V222H105V220L103 221ZM146 222V221H145ZM157 222V224H158V222L159 221H155V223ZM170 222V221H169ZM175 222V221H174ZM189 222H192V221H189ZM194 222H195V220H194ZM200 222V221H199ZM205 222V223H206ZM218 221H216V223H217ZM234 222H235V220H234ZM234 222H233V226H234ZM8 223H10V222H8ZM33 223V222H32ZM57 223H59V222H57ZM61 223V222H60ZM59 223V224H60ZM64 223H66V221L64 222ZM74 223H77V221L76 222H74ZM107 223V224H108ZM115 223V222H114ZM114 223L112 224V228L115 226V228L114 229H116V225H114ZM118 224H119V222H117ZM125 222H123L122 224H124ZM149 223H152V222H149ZM149 223H147V225L146 226H148V224ZM167 223V222H166ZM165 223V224H166ZM182 223V222H181ZM184 223V222H183ZM213 222H211L210 223V225L209 226H211V224H212ZM222 223V222H221ZM59 224H57V225H59ZM82 224V223H81ZM107 224H105V225H107ZM135 224H137V227L139 226L138 225V223H135ZM144 224V223H143ZM162 224V223H161ZM170 224V223H169ZM176 224H177V222H176ZM178 226H180V222H178ZM186 224H187V222H186ZM185 223H184V225H186ZM202 224V223H201ZM225 224V223H224ZM12 226H15L14 224H11ZM37 225H38V223H37ZM41 224H39V226H40ZM49 225H51L50 223H49ZM48 225V226H49ZM52 225H54V226H56V223H54V224H52ZM66 225V224H65ZM65 225H64V227H65ZM76 225H78V223L76 224ZM97 225V226H98ZM110 226H111V224H109ZM120 225V224H119ZM119 225H117V226H119ZM152 224H150V228H152L153 226H154V224H153V226H151ZM160 225V224H159ZM188 225V224H187ZM203 225H206V224H203ZM213 225H215L216 226V224H213ZM219 225V224H218ZM232 225V224H231ZM4 226V224L2 225V227ZM8 226H9V224H8ZM18 226V227H19ZM38 226V227H39ZM42 226V225H41ZM68 226V225H67ZM79 226V225H78ZM91 226V225H90ZM97 226H96V229H97ZM102 226H100V227H102ZM143 226H145V225H143ZM145 226V227H146ZM163 226V225H162ZM161 225L159 226L160 228L162 227ZM181 226H183V225H181ZM209 226H208V223H207V227H208V236H210V234L211 235H214L213 234V232L211 231L212 230V228H211V230L209 229ZM220 226V225H219ZM219 226L217 227V228H219ZM226 226H228L229 227V225H226ZM225 226V227H226ZM1 227V228H2ZM21 227V226H20ZM37 227V228H38ZM51 227V226H50ZM53 227V226H52ZM51 227V228H52ZM59 227V226H58ZM76 227V226H75ZM102 227V228H103ZM133 227V226H132ZM135 227V226H134ZM169 227V226H168ZM173 227V226H172ZM234 227H236V226H234ZM1 228H0V230H1ZM10 228H12V227H9V230L8 231H10ZM30 228V227H29ZM45 228V227H44ZM43 228V229H44ZM54 228V227H53ZM55 228H57V226L55 227ZM81 228H82V226H81ZM98 228H99V226H98ZM101 228V229H102ZM107 228H108V225H107ZM106 228V229H107ZM119 228V227H118ZM117 228V229H118ZM142 228V227H141ZM141 228H140V230H141ZM148 228V227H147ZM156 228H157V225H156ZM164 228V227H163ZM175 228V227H174ZM173 228V229H174ZM182 228V227H181ZM189 228V227H188ZM215 228V227H214ZM217 228H216V230H217ZM221 228H223L224 229V227H221ZM254 228V227H253ZM3 229H4V227H3ZM20 229V228H19ZM46 229V228H45ZM44 229V230H45ZM59 229V228H58ZM58 229H56V230H58ZM72 229H74V228H72ZM77 229V228H76ZM94 229L95 231H98V230H100V229ZM120 229V228H119ZM144 229V228H143ZM173 229H172V231H173ZM178 229H179V227H178ZM207 229V228H206ZM206 229H205V232H206ZM226 229H228V228H226ZM234 229V228H233ZM244 229V228H243ZM26 230V229H25ZM37 230H39V229H37ZM43 230V231H44ZM60 230H61V228H60ZM62 230H63V226H62ZM79 230L81 231L82 229H80V227H79ZM79 230L78 231H76V232H79ZM94 230H93V232H94ZM105 230V229H104ZM107 230H109V231H112V230H110L109 228L107 229ZM123 230V229H122ZM131 230V229H130ZM134 230V229H133ZM139 230V231H140ZM152 231H155V229L153 228V229H151ZM164 230H167V229H164ZM170 229H168V231H169ZM181 230V229H180ZM185 230H187V229H185ZM184 230V231H185ZM192 230V229H191ZM194 230V229H193ZM197 230V229H196ZM201 230V229H200ZM204 230V229H203ZM246 230V229H245ZM248 230V229H247ZM3 230H1V232H2ZM8 231H5L6 233L8 232ZM23 231H24V229H23ZM32 231V230H31ZM41 231V230H40ZM42 231V232H43ZM53 231H55V229L53 230ZM64 231H65V229H64ZM64 231H62V233H64ZM84 231V230H83ZM101 232L103 231V230H100ZM99 231V232H100ZM114 231V230H113ZM121 230H119V232H120ZM151 231V232H152ZM157 231H158V229H157ZM174 231H177V229L176 230H174ZM183 231V230H182ZM220 231V230H219ZM234 231H236V229L234 230ZM249 231H250V229H249ZM256 231V230H255ZM254 231V232H255ZM22 232V231H21ZM29 232V231H28ZM28 232H26L27 234H28ZM33 232V231H32ZM31 232V233H32ZM42 232L40 233V234H42ZM44 232H46V231H44ZM48 232H51L52 233V231H47V233ZM59 232V231H58ZM69 232V231H68ZM67 232V233H68ZM71 233L73 232L72 230L70 231ZM69 232V233H70ZM92 231H91V233H93ZM99 232L97 233L98 235H99ZM104 232V231H103ZM118 232V233H119ZM142 232V231H141ZM145 232V231H144ZM150 232V233H151ZM162 232V231H161ZM167 232V231H166ZM181 232V231H180ZM192 232V231H191ZM198 232V231H197ZM212 232V233H211ZM217 232H218V230H217ZM227 232V231H226ZM228 232H230V231H228ZM227 232V233H228ZM17 233V232H16ZM30 233V232H29ZM54 233V232H53ZM61 233V232H60ZM71 233H70V236H73V235H71ZM73 233H75V232H73ZM72 233V234H73ZM108 233H111V232H108ZM118 233H116V236L118 235ZM137 233V232H136ZM158 233V232H157ZM168 233V232H167ZM169 233H171V232H169ZM174 233V232H173ZM177 233V232H176ZM175 233V234H176ZM185 233V232H184ZM183 233V234H184ZM186 233H189V232H186ZM201 233V232H200ZM56 234V233H55ZM76 234V233H75ZM93 234H95V233H93ZM113 234V233H112ZM111 234V235H112ZM132 234H133V232H132ZM139 234V233H138ZM159 234H161V233H159ZM162 234H164V233H162ZM166 234V233H165ZM172 234V233H171ZM170 234V235H171ZM182 234V235H183ZM220 234H222L221 233V231H220ZM219 234V235H220ZM224 234V233H223ZM229 234V233H228ZM234 234V233H233ZM239 234V233H238ZM247 234V233H246ZM57 235H59V234H57ZM77 235V234H76ZM79 235V234H78ZM83 235L85 236V234H84V232H83ZM86 235H88L87 234V232H86ZM91 235V234H90ZM102 235H103V233H102ZM102 235H101V238H102ZM106 235H109V234H107V231H106ZM122 235V234H121ZM120 235V236H121ZM146 234H144V236H145ZM155 235H157V234H155ZM169 235V236H170ZM178 235V234H177ZM179 235H180V233H179ZM206 235H207V233H206ZM227 235V234H226ZM237 235V234H236ZM240 235V234H239ZM238 235V236H239ZM249 235V234H248ZM251 235V234H250ZM10 236H12V233H11V235ZM27 236V235H26ZM42 236H44V235H42ZM52 236V235H51ZM53 236H54V234H53ZM69 235H67V237H68ZM97 236V235H96ZM114 236V235H113ZM130 236V235H129ZM147 236V235H146ZM168 236V237H169ZM173 236V235H172ZM175 236V235H174ZM192 236H193V234H192ZM198 236H199V233H198ZM201 236H203V234H201ZM238 236H237V239H239L238 238ZM35 237V236H34ZM45 237H48V236H45ZM45 237H43L44 239H42V240H45ZM56 237H59V236H56ZM74 237V236H73ZM87 237V236H86ZM98 237H100V236H98ZM103 239H105V237L106 236H104L103 235ZM110 237V236H109ZM125 237V236H124ZM138 237V236H137ZM160 237H161V235H160ZM166 237V236H165ZM168 237H166V238H168ZM176 237V239H177V236H175ZM175 237H174V240H175ZM214 237H215V235H214ZM32 239H34L33 237H31ZM59 238H61V237H59ZM66 238V237H65ZM71 238V237H70ZM89 238H90V236L88 235V237H87V239L89 240ZM120 238V237H119ZM157 238L159 239V237H156V239L155 240H157ZM173 238V237H172ZM183 238V237H182ZM190 238V237H189ZM209 238H213V236L212 237H209ZM209 238H204L206 241L207 240H210ZM220 238V237H219ZM217 239V241H219L220 243H221V241H220V239ZM225 239H226V236L224 237ZM233 238H236V237H232V240H233ZM11 239H12V237H11ZM30 239V238H29ZM56 238H54V240H55ZM91 240L90 241H92V240H96V238L95 239H93V238H90ZM99 239V238H98ZM163 239H164V237H163ZM162 239V240H163ZM169 239V238H168ZM181 239V238H180ZM191 239H193V237H191ZM194 239H197L196 237L194 238ZM201 239V238H200ZM204 239H201V241H203ZM216 239V238H215ZM227 239H231V238H227ZM10 240V239H9ZM15 240H18V239H15ZM58 240V239H57ZM74 240V239H73ZM84 241V239H81L80 241ZM123 240H125V238H123ZM139 240V239H138ZM143 240H145V238L143 239ZM147 240V239H146ZM152 240V239H151ZM154 240V239H153ZM161 240V239H160ZM162 240H161V242H162ZM165 240V239H164ZM170 240H172V239H170ZM184 240H186V239H184ZM37 241H39V240H37ZM48 241V240H47ZM46 241V242H47ZM75 241V240H74ZM73 241V242H74ZM99 242L101 241V240H98ZM98 241H95V242H91L92 243V245H93V243H94V245H96V246H92V247H97V245L98 244H95L96 242L98 243ZM108 241H109V239H108ZM108 241H106L107 243H108V245H107V247L108 246H112V245H110L109 243H110V241L108 242ZM140 241V240H139ZM149 241V240H148ZM177 241V240H176ZM175 241V242H176ZM197 241V240H196ZM198 241H200L199 239H198ZM197 241V242H198ZM211 241V240H210ZM209 241V242H210ZM230 241V243H232L231 242V240H229ZM229 241H228V243H229ZM237 241H239V240H237ZM240 241H241V239H240ZM5 242V241H4ZM8 242V241H7ZM54 241H51V244L53 243ZM58 242V241H57ZM72 242V243H73ZM79 242V241H78ZM86 241H84V243H85ZM87 242H89V241H87ZM86 242V243H87ZM102 242V241H101ZM104 243H106L105 241H103ZM114 242H115V240H114ZM113 242V243H114ZM119 242V241H118ZM123 242H125V241H123ZM122 242V243H123ZM131 242V241H130ZM146 242V241H145ZM160 242V241H159ZM159 242H157V244H159ZM167 242V241H166ZM195 242V241H194ZM236 242V241H235ZM30 243H32V242H30ZM69 243V242H68ZM77 243V242H76ZM81 243V242H80ZM90 243V242H89ZM134 243H136V241L134 242ZM139 243H144V242H139ZM146 243H148V242H146ZM165 243V242H164ZM163 243V244H164ZM199 243H201V242H199ZM212 242H210V244H211ZM222 243H223V241H222ZM221 243V244H222ZM229 243V244H230ZM234 243V242H233ZM6 244V243H5ZM29 244V243H28ZM35 243H33V245H34ZM53 244H55V243H53ZM82 244V243H81ZM101 244V243H100ZM99 244V245H100ZM116 244H117V246H118V244L119 243H117V241H116ZM116 244H114V245H116ZM127 244V243H126ZM168 244H169V241H168ZM171 244V243H170ZM174 244V243H173ZM176 244V243H175ZM189 244V243H188ZM205 243H203L202 245H204ZM209 244V245H210ZM10 245H11V243H10ZM36 245H38L37 243H36ZM42 245V244H41ZM46 246L48 245V242H47V244H45ZM68 245V244H67ZM72 245V244H71ZM71 245H69V246H67V248L68 247H70ZM74 246H76V244H73ZM72 245V246H73ZM78 245V244H77ZM83 245V244H82ZM89 245V244H88ZM105 245V244H104ZM103 245V246H104ZM113 245V246H114ZM120 245H121V242H120ZM144 245H145V243H144ZM148 245H151V247H152V245L153 246H155L154 245V243L153 244H148ZM160 245H162V244H160ZM182 245V244H181ZM189 245H193V244H189ZM188 245V246H189ZM215 245V242L213 243V246ZM218 245H219V243H218ZM237 245V244H236ZM14 246V245H13ZM39 246V245H38ZM44 246V245H43ZM45 246V247H46ZM48 246H50V245H48ZM74 246L72 247V248H74ZM87 246V245H86ZM85 246V244L82 246V247H86ZM101 246V249L103 248L102 247V245H100ZM106 246V245H105ZM104 246V248H106ZM131 246H133V245H131ZM137 246V245H136ZM173 246V245H172ZM184 246V245H183ZM197 246V245H196ZM196 246H193L194 248L196 247ZM206 246V245H205ZM221 246V245H220ZM231 246H233V247H235L234 245H231ZM29 247H30V245H29ZM37 247V246H36ZM35 247V248H36ZM51 247H52V245H51ZM82 247L80 248L81 250H83V249H85V248H83L82 249ZM116 247V246H115ZM114 247V248H115ZM122 247H124L123 246V244H122ZM149 247V246H148ZM208 247V246H207ZM229 247V246H228ZM33 248V247H32ZM39 248V247H38ZM37 248V249H38ZM63 248H64V246H63ZM71 248V247H70ZM77 248H79V246L77 247ZM76 248V249H77ZM88 247H86V249H87ZM103 248V249H104ZM114 248H111V249H114ZM126 248V250H127V248L128 247H125ZM133 248V247H132ZM139 248V247H138ZM141 248V247H140ZM150 248V247H149ZM148 248V249H149ZM155 249L156 248H159V246H157V247H154ZM163 248H165L164 246H163ZM189 248H191V246H189ZM199 248V247H198ZM202 248L203 247H201V250H202ZM213 247H211L210 248V246L208 247V250L209 249H212ZM215 249H216V245H215V247H214ZM222 248V247H221ZM231 248V247H230ZM10 250H8L9 252H11V253H14L15 255H17L19 252H20V250H18V249H16V248H14V247H11V248H9ZM42 249V248H41ZM40 249V250H41ZM56 249V248H55ZM75 249V248H74ZM90 249V248H89ZM96 249H98V248H96ZM117 249V248H116ZM119 249H122V252H123V248H119ZM148 249H145L144 248V250H147L148 251ZM166 249V248H165ZM170 249H171V247H170ZM184 249V248H183ZM207 249V248H206ZM47 250V249H46ZM59 250H61V249H59ZM68 250H71V249H68ZM78 250V249H77ZM81 250H80V252H81ZM94 250V249H93ZM105 250H107V249H105ZM105 250H101V251H105ZM108 250H109V247H108ZM126 250H124L125 252H126ZM137 250H139V249H137ZM143 250V249H142ZM141 249H140V251H142ZM157 250V249H156ZM160 250V249H159ZM196 250H197V248H196ZM214 249H212L211 250V252L213 251ZM217 250V249H216ZM219 250H221L220 248H219ZM234 250V249H233ZM31 251V250H30ZM39 251V250H38ZM51 251V250H50ZM56 251V250H55ZM66 251V250H65ZM75 251V250H74ZM84 251H89V250H83V252ZM96 251H99V249L98 250H96ZM110 251H112V250H110ZM109 251V252H110ZM117 251V250H116ZM115 251V252H116ZM130 251V250H129ZM150 252H152L151 250H149ZM149 251L147 252V253H149ZM158 251V250H157ZM166 251H168L167 249L165 250V252ZM206 251V250H205ZM222 251H223V249H222ZM1 252V251H0ZM32 252V251H31ZM63 252H64V250H63ZM70 252V251H69ZM72 252V251H71ZM93 252V251H92ZM94 252H95V250H94ZM93 252V253H94ZM109 252H107V253H109ZM112 252H114V251H112ZM122 252H120L119 251V256H117V254L115 255V253H114V256H117V257H119V258H121V256L122 255H120V254H122ZM130 252H132V251H130ZM134 253H136V250L135 251H133ZM132 252V253H133ZM154 253H155V255L157 254L158 255V253H162V251L160 250V252H156V251H153ZM164 252V251H163ZM183 252V251H182ZM197 252H199L200 253V251H197ZM204 252V251H203ZM214 252H215V250H214ZM231 252V251H230ZM40 253V252H39ZM41 253H43V255H44V251L43 252H41ZM40 253V254H41ZM53 253V252H52ZM58 252H56V254H57ZM59 253H60V251H59ZM61 253H62V251H61ZM66 253V252H65ZM73 253V252H72ZM74 253H76V252H74ZM88 253V252H87ZM116 253H118V252H116ZM127 253V252H126ZM131 253V254H132ZM132 254V255H135L136 256V254ZM140 253V252H139ZM138 253V251H137V254H139ZM146 253V252H145ZM170 254H171V252H169ZM168 253V255L166 256V257H168L170 254ZM187 253H188V251H187ZM196 253V252H195ZM194 253V255H196ZM209 253V252H208ZM216 253V252H215ZM220 253V251L218 252V254ZM222 253V252H221ZM31 254V253H30ZM46 254H47V256H48V253H47V251H46ZM45 254V255H46ZM71 254V253H70ZM77 254H79L78 252H77ZM89 254L90 253H88L87 254V256H89ZM110 255H111V253H109ZM113 254V253H112ZM128 254H129V252H128ZM150 254V253H149ZM192 254V253H191ZM211 254V253H210ZM217 254V253H216ZM218 254H217V256H218ZM227 254V253H226ZM225 254V255H226ZM50 255V254H49ZM62 255H64V254H62ZM67 254H65V256H66ZM79 255H81V254H79ZM85 255V254H84ZM92 255V254H91ZM90 255V256H91ZM97 255H99L98 254V252H97ZM132 255H130V256H132ZM154 255V254H153ZM161 255H163V253L161 254ZM184 255H187L188 256V254H184ZM193 255V254H192ZM202 255H205V254H202ZM213 255V254H212ZM215 255V254H214ZM225 255H223V256H225ZM10 256V255H9ZM30 256H33V255H30ZM56 256V255H55ZM54 256V257H55ZM64 256V257H65ZM73 256V255H72ZM92 256H94V255H92ZM96 256V255H95ZM106 256V255H105ZM129 256V257H130ZM141 255H139L138 257H140ZM142 256H144V255H142ZM141 256V257H142ZM149 256L150 255H148V258H149ZM152 256V255H151ZM164 256V255H163ZM170 256H174V254H172V255H170ZM169 256V257H170ZM176 256H178V255H176ZM180 256V255H179ZM190 256V255H189ZM189 256H188V258L186 259V260H189L190 258H189ZM200 255H198L197 256V258L199 257ZM210 256V258L212 257L211 255H209ZM38 257H40V256H38ZM58 258L60 257V256H57ZM63 257V256H62ZM86 257V256H85ZM110 257V256H109ZM117 257H115V258H117ZM160 257V256H159ZM192 257H194V256H192ZM192 257H191V259H192ZM221 257H222V255H221ZM7 258V257H6ZM28 258V257H27ZM27 258L25 259V260H27ZM49 258V257H48ZM65 258H67V257H65ZM64 258V260H66ZM69 258V257H68ZM67 258V259H68ZM72 259H71V261L73 262V264H75L74 263V259L76 258V257H71ZM82 258V257H81ZM87 258V257H86ZM99 258V257H98ZM112 258H114V257H111V259ZM123 258H125V257H123ZM122 258V259H123ZM151 258V257H150ZM149 258V259H150ZM158 258V257H157ZM165 257H163V259H164ZM175 258V257H174ZM179 258V257H178ZM201 258V257H200ZM206 258V257H205ZM46 259V258H45ZM88 259V258H87ZM87 259H86V264H87ZM94 259H96V258H94ZM100 259V258H99ZM102 259V258H101ZM103 259H105V258H103ZM111 259L109 260V261H111ZM122 259H121V261H120V259L118 260V261H120V262H122ZM126 259V258H125ZM129 259H131V258H129ZM137 260H138V258H136ZM141 259V258H140ZM147 259V258H146ZM149 259H147V261H149ZM152 259V258H151ZM159 259H161V258H159ZM169 259V258H168ZM170 259H172V258H170ZM177 259V258H176ZM184 259H185V257H184ZM196 259V258H195ZM194 259V260H195ZM199 259V258H198ZM202 259V258H201ZM218 259H219V257H218ZM222 259H223V257H222ZM30 260V259H29ZM39 260V259H38ZM51 260V259H50ZM53 260V259H52ZM76 260H78V258H76ZM114 260V259H113ZM127 260V259H126ZM126 260H124L123 259V261H126ZM153 260H154V256H153ZM167 260V259H166ZM182 260V264H185V261H184V263H183V258L181 259H179V261H181ZM204 260V259H203ZM208 260V259H207ZM214 260V259H213ZM213 260H210V261H213ZM40 261V260H39ZM53 261H56V260H53ZM80 261V260H79ZM90 261V260H89ZM97 262H98V259L96 260ZM95 261V262H96ZM116 261V260H115ZM112 261V263H116V262H118V261ZM146 261V260H145ZM156 261V260H155ZM159 261V260H158ZM158 261H156L155 263H157ZM209 261V263H212V262H210ZM61 262H64L63 261V258H62V260H61ZM102 262V261H101ZM131 263H133L132 261H130ZM129 262V263H130ZM136 262V261H135ZM143 262V264L144 263H146V262H144V261H141V263ZM159 262H161V261H159ZM164 262V263H163ZM192 262V261H191ZM200 262V261H199ZM204 262H205V260H204ZM215 262V261H214ZM214 262H213V264H214ZM217 262V261H216ZM65 263V262H64ZM94 263V261H91V264H93ZM111 263V262H110ZM125 263V262H124ZM124 263H122V264H124ZM148 263V262H147ZM149 263H151V260L149 261ZM148 263V264H149ZM153 263V262H152ZM167 262H165V261H162L160 264H166ZM172 263H175V262H172ZM171 263V264H172ZM201 263V262H200ZM208 263V262H207ZM206 263V264H207ZM218 263V262H217ZM7 264H9V263H7ZM29 264V263H28ZM61 264V263H60ZM65 264H67V263H65ZM96 264V263H95ZM104 264V263H103ZM107 264H109V262L107 263ZM118 264H119V262H118ZM128 264V263H127ZM157 264H159V263H157ZM169 264H170V262H169ZM176 264H178L177 262H176ZM180 264H181V262H180ZM190 264V263H189ZM221 264H222V262H221Z\"/></svg>",
    "mask_w": 264,
    "mask_h": 264
}]
</instances>
